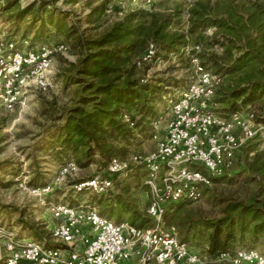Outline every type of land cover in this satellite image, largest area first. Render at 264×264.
I'll return each mask as SVG.
<instances>
[{
    "label": "built area",
    "instance_id": "obj_1",
    "mask_svg": "<svg viewBox=\"0 0 264 264\" xmlns=\"http://www.w3.org/2000/svg\"><path fill=\"white\" fill-rule=\"evenodd\" d=\"M142 1L153 6L159 0ZM214 31L210 28L209 35ZM66 50L63 44L0 40V107L9 113L22 112L35 94L53 91V60ZM200 50L199 46H186L182 51L190 58L193 76L186 86L167 95L166 126L162 133L159 122L153 126V151L128 160L113 157L104 176L73 186L75 194L106 195L117 178L142 168L148 191L144 216L151 226L138 228L127 221H113L90 203L50 204L54 223L48 229L49 242L57 246L19 238L14 230L0 225L3 264H264V254L253 248L201 254L181 241L176 228L164 220L170 205L199 202L212 179L225 177L252 141L259 140L264 146V122L257 121L254 113L238 111L222 118L212 111L222 77L201 65ZM156 53L149 44L137 66L160 61ZM77 172V164L70 160L51 183L27 192L42 199L53 191L52 186Z\"/></svg>",
    "mask_w": 264,
    "mask_h": 264
},
{
    "label": "rangeland",
    "instance_id": "obj_2",
    "mask_svg": "<svg viewBox=\"0 0 264 264\" xmlns=\"http://www.w3.org/2000/svg\"><path fill=\"white\" fill-rule=\"evenodd\" d=\"M194 1L159 0L153 6H149L142 0H0V40L28 39L34 44H63L67 48L53 60L52 80L56 86L53 91L35 94L22 112L9 113L0 107V225L14 230L22 238H32L30 227H33L43 233L44 239L49 241L48 229L54 223L48 210L50 204L90 203L95 205L100 214L117 222L116 215L110 217L104 214L103 210L105 207L115 209L117 197H122L134 201L137 211L142 213L148 201L146 173L142 168H136L129 174L117 178L113 189L103 197L92 196L87 191L75 195L73 186L82 179L104 176L108 162L102 164L99 156H95L90 159L92 162L84 166L79 165L77 164L79 156L67 153L60 155L57 149L51 148L48 136L56 125L54 120L71 108L77 98V86H67L65 82V74L70 69V64L76 63L79 59L78 49H75L76 41L96 38L126 16L140 11L180 12L169 32L186 34L188 39L186 46H199L201 50L197 55L205 57L204 59L198 57L201 65L215 73L214 68L202 63L206 62L209 56L222 55L220 47L210 45L216 28L212 35L208 33L210 28L202 31L201 40H195V36L187 34L188 11ZM210 1L218 2L219 6H222L230 0ZM241 3L247 5V0H237L235 5ZM8 5L12 7L7 9ZM102 5L104 6L99 13H95L94 11ZM29 6L32 8L31 15L24 20L17 19L18 12ZM159 59L160 61L138 66L137 76L148 78L150 81L162 79L170 83L165 85L173 86H167L161 97L155 100V118L143 132L141 131L142 133H139L140 130L136 131L137 139L127 146L124 154L117 156L121 160L153 151V126L159 122L160 133L166 126L167 95L174 89L186 86L193 76L190 59L185 54L177 56L161 54ZM216 60L218 61V58ZM220 75L221 85H225L227 78ZM248 108L261 118L256 104L244 109ZM122 145L124 144H120L119 147ZM245 156L241 155L240 161L235 163L225 177L212 181L211 187L206 190L199 202L182 203L175 218L180 217V221L186 222L183 228L175 223L177 221H173L175 211H169L167 221L169 220L170 225L176 228L179 239L182 241L186 236L185 243L201 254L208 251L209 232L201 225H196L197 221L219 218L221 210L230 203L245 204L255 201L256 204L264 206L262 184L256 176L247 171ZM71 159L78 166L76 175L67 177L57 186H52L53 191L42 199L27 192L29 188L43 187L51 183L59 168ZM129 218L130 215L124 214L121 220L129 222ZM238 248H253L264 254V236L260 235L252 240L247 238V241L238 243L233 250Z\"/></svg>",
    "mask_w": 264,
    "mask_h": 264
},
{
    "label": "trees",
    "instance_id": "obj_3",
    "mask_svg": "<svg viewBox=\"0 0 264 264\" xmlns=\"http://www.w3.org/2000/svg\"><path fill=\"white\" fill-rule=\"evenodd\" d=\"M236 1L230 0L219 6L218 2L195 0L188 11L187 34L201 40L202 31L216 28L210 45L220 47L222 55L209 56L202 64L214 68L215 73L227 78V82L216 90L212 111L228 118L256 104L261 118L249 108L242 111L252 112L257 121L264 122V0H247V5H235ZM103 6L94 12L99 13ZM11 7L8 5L7 9ZM31 12L29 6L18 12L17 19L24 20ZM179 13L140 11L112 24L96 38L76 41L79 59L70 64L65 82L67 86H77V98L71 108L54 120L56 125L48 136L51 148L57 149L60 155L79 156L77 164L82 166L92 162L90 159L95 156L106 164L126 152L127 146L137 139L136 131L142 133L155 118V100L167 86H173L165 85L170 83L162 79L150 81L138 77L136 62L150 43L155 46L158 58L161 54H182L188 43L186 34L169 32ZM197 57L205 58L201 54ZM120 144L124 145L119 147ZM260 146L261 143L254 140L242 155H246L247 171L259 179L264 190V146ZM116 203L115 209L105 207L103 213L110 217L116 215L117 222L122 221V215L128 214L132 225L138 228L151 226V221L144 216L146 205L140 213L130 199L117 197ZM181 207L182 203L170 205L165 223L169 211H175L173 221L183 228L186 222L180 221V217L175 218ZM166 225H170L169 220ZM196 225L209 232L208 255L233 252L234 247L247 238L264 236V206L255 201L230 203L221 210L219 218L199 220ZM30 232L32 238L29 239L44 242L47 247L57 246L45 240L38 229L30 227ZM186 240L184 236L182 241Z\"/></svg>",
    "mask_w": 264,
    "mask_h": 264
}]
</instances>
